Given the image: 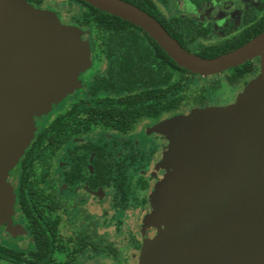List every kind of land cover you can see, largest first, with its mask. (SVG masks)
<instances>
[{
    "label": "water",
    "instance_id": "1",
    "mask_svg": "<svg viewBox=\"0 0 264 264\" xmlns=\"http://www.w3.org/2000/svg\"><path fill=\"white\" fill-rule=\"evenodd\" d=\"M146 33L181 69L219 75L264 60V31L234 51L203 59L183 49L149 14L122 0H81ZM0 0V217L15 195L6 181L33 138L35 113L71 90L87 50L51 14ZM17 6V7H16ZM237 103L201 110L175 131L159 195L143 223L152 250L141 264H264V65ZM169 190V191H168ZM168 191V196H167ZM167 199L166 205H163Z\"/></svg>",
    "mask_w": 264,
    "mask_h": 264
},
{
    "label": "trees",
    "instance_id": "2",
    "mask_svg": "<svg viewBox=\"0 0 264 264\" xmlns=\"http://www.w3.org/2000/svg\"><path fill=\"white\" fill-rule=\"evenodd\" d=\"M82 5L86 11L79 24L93 26L102 34L104 58L107 62L106 72L96 76L89 87L88 99H79L65 113L55 117L50 125L38 134L21 161V182L19 205L37 245V253L33 254L34 264H44L50 258L51 242L56 234L57 220L43 217L39 204L46 201L43 191L34 190L30 181L35 162L43 164L46 156L56 154L63 144L74 136L85 135L94 127L113 130L125 134L144 119H158L163 115L179 111L186 104L204 108L209 98L204 88L188 99V71L179 68L156 43L139 28L117 17L101 12L81 0H68ZM143 10L158 21L167 33L178 44L190 53L203 59H214L241 47L264 31L263 15L233 37L214 45L199 47L197 52L190 48L207 33L185 17L166 19L152 0H122ZM193 6H202L218 0H187ZM29 4L40 6L43 0H27ZM254 64L249 61L227 72L226 81L235 86L254 73ZM217 92L220 85L212 89ZM98 93L112 94L114 97H98ZM93 166L95 169V185L98 187L111 182L118 194V207L125 208L132 187V178L126 175L124 161H106L104 151L95 147ZM84 158V156H83ZM84 161V160H83ZM132 162V161H131ZM82 164L74 166L73 177H80ZM141 190L147 184L140 180ZM51 200V199H49ZM144 203V202H143ZM58 205H49L54 211ZM44 235L48 238H44ZM82 252L86 243L81 238ZM46 243V246L44 245ZM96 252L98 250L96 249ZM113 256L115 249H110ZM11 258V257H8Z\"/></svg>",
    "mask_w": 264,
    "mask_h": 264
},
{
    "label": "rangeland",
    "instance_id": "3",
    "mask_svg": "<svg viewBox=\"0 0 264 264\" xmlns=\"http://www.w3.org/2000/svg\"><path fill=\"white\" fill-rule=\"evenodd\" d=\"M18 1L10 0V5L17 4ZM161 13L167 18L178 15H187L194 12L193 7L182 0H166L163 5L159 0H154ZM227 1V0H226ZM34 13L51 14L57 13L65 23L64 27L73 29L78 35L79 41L86 46V63L76 72L73 86L64 97L58 102L50 103L41 107L34 115L33 138L24 153L29 148L37 133H39L51 119L66 106L70 105L78 98H88L87 91L91 79L96 74L105 72L106 62L102 45V34L97 32L93 26H81L79 21L86 9L68 0H43L40 7L35 8L29 4ZM17 7V6H16ZM220 7H216L219 11ZM230 9V7L228 8ZM56 21L60 18L53 15ZM205 23L210 22V18H205ZM61 22V21H60ZM79 24V25H78ZM219 26V27H218ZM206 39H200L190 48L197 52L199 47H207L222 42L225 37L221 24ZM255 67L253 75L247 77L242 83L231 86L227 83L226 77L229 73H222L213 76L188 75V89L186 97L191 99L197 95L200 89L206 90L209 98L207 107L198 108L191 103L186 104L179 111L163 115L158 120H144L140 122L127 135H118L114 132L94 130L91 134L73 140L69 145L92 141L99 144H107L112 147L115 158L124 156L131 150L139 155L133 169L129 174L135 178L142 176L148 183L149 188L146 192H140L139 188H134L132 196L125 209L115 208L114 190H101L100 192L90 193L84 187L66 188L62 183V170L65 169V152H60L49 161L50 170L47 181H51L55 197L61 200L62 209L56 211L51 216L60 218L59 235L61 241L70 250L72 242L80 233L87 229V235L91 242L100 251L93 254L86 251L75 264H141L143 223L145 217L150 214V209L159 195L160 176L167 163V152L175 141V131L183 123L195 118L196 114L203 111L222 110L234 106L240 96L252 86L262 81L264 60L261 62L259 57L252 59ZM220 85V90L215 92L212 89L215 85ZM116 143L117 146H113ZM128 143V144H127ZM24 153L19 158L17 164L22 159ZM153 153V154H152ZM16 164V165H17ZM16 165L10 169L6 176L9 177ZM44 167L36 164L31 181L34 190L49 193L47 182L43 177ZM10 184V183H9ZM11 185V184H10ZM12 186V185H11ZM13 188V187H12ZM14 192V189H13ZM15 195V192H14ZM144 202V203H143ZM117 251V257L113 258L106 252L108 247ZM66 256H57L56 261L62 263Z\"/></svg>",
    "mask_w": 264,
    "mask_h": 264
},
{
    "label": "flooded vegetation",
    "instance_id": "4",
    "mask_svg": "<svg viewBox=\"0 0 264 264\" xmlns=\"http://www.w3.org/2000/svg\"><path fill=\"white\" fill-rule=\"evenodd\" d=\"M152 1L155 3L154 0H152ZM159 1L163 5L167 4L166 0H159ZM182 1L186 2L188 5L193 7L194 12H192V13H195V14L191 15V13H189L187 15H178V16H173V17L188 18V19L192 20L197 26L207 30V33L204 36H202L201 38H198L196 41H198L200 39L201 40L206 39L207 37H209V35L214 31V28L216 29L218 24L223 25L222 26L223 33H224L223 37H225V39L223 41H225V40L233 37L234 35L240 33L246 27H248L253 22H255L257 19H259L264 13V0H227V1L226 0H218V1H214L212 3L206 4V5L202 6L201 8H197V7L193 6L187 0H182ZM31 5L34 6L35 8H38L42 4L40 6H35L33 4H31ZM155 5L157 6L156 3H155ZM217 6L220 7L219 11L218 10L216 11ZM229 7H230V9H228ZM58 17H59V15H58ZM173 17H171V18H173ZM206 17L210 18V22L206 21V23H205L204 20ZM60 21L63 24H65L63 22V20H61V18H60ZM105 62H106V60H105ZM251 62H252V60H251ZM106 67H107V62H106ZM106 67H105V72H106ZM227 72H224V73H227ZM254 72H255V68H254ZM99 75H102V74H96L93 76V78L91 79L90 85L92 84L94 78L96 76H99ZM249 76H251V75H249ZM249 76H247V77H249ZM90 85H89V87H90ZM89 87H88V90H89ZM87 96H88V91H87ZM106 96L111 97V98L114 97L112 94L98 93V97H106ZM79 99H86V98H78L76 101H74L70 105L66 106L62 111L57 113L51 119V121L55 117L65 113L67 110H69L71 108V106L74 103H76ZM158 119H144V120H158ZM144 120H142V121H144ZM51 121L39 133H41L45 128H47L50 125ZM142 121H140V122H142ZM138 124H136L135 127ZM97 129L103 130V131H108V132H114V133H116L118 135H122V136L127 135L131 131H133V129H132L130 132L122 134V133H119L117 131L105 130V129H102L99 127H94L91 130V132H89L85 135L72 137L69 141H67L65 144L62 145V147L60 148V150L56 154H54L51 157L46 156L43 164H38L36 162L34 164V167L36 164L44 167L43 168L44 169L43 177L45 178L47 185H48V188L50 190L49 193H45V191L42 190L44 196L47 197V200L39 204V209L41 210L43 217H45L46 219L48 218L49 220H57L58 221L56 234L54 235V238L51 242L50 258L46 257L44 262H43L44 264H75L77 258H79L86 251L92 252L93 254H99L100 253V251L96 248V246L91 242L90 237H88L87 229H84L80 233L81 235H78L73 241H71L72 246H71L69 251H68V248L65 246V244L61 241V237L59 235V229H58L59 223H60V218L58 216L52 217L51 215L53 213H55L56 211L62 209L63 204L61 203V200L59 198L55 197V193H54L53 187L51 185L52 184L51 181H47L48 173L50 170L49 161L51 159H53L55 157V155L59 154L60 152H65V156H64L65 169L62 170L61 180H62L63 185L66 188H75L78 186H82L90 193L100 192L101 190H105V189L106 190H108V189L114 190V192H115V199H114L115 208L125 209V208H121V207L117 206L118 205V196H117L118 192H117L116 188L113 186V184L111 182H109L108 184L101 185L98 187L93 186V185H95V182H96L95 181V175H94L95 169H94V166L92 164L94 157H95V153L93 152L95 150V147H99L104 151V155H105L107 162L108 161L109 162L110 161H115V162L124 161L126 166H128V168L126 169V175L128 177L132 178V187L130 190V195L128 197V201H129V198L133 194L132 190L134 188L138 187L140 192H146L149 188V183L144 177L139 176V177L135 178L134 176L129 174V170L134 168V166L137 162V159L139 158V155L136 151L131 150L130 152L126 153L123 157L119 156V157L115 158L113 156V152H112V147H111L112 145L109 146L107 144H99V143L92 142V141L81 142V143L74 144L72 146L69 145L73 140L81 139V138L91 134L94 130H97ZM39 133L36 134L32 143L35 141V139L37 138ZM112 144L115 147L117 146L116 143H112ZM28 150H29V148L27 149V151ZM25 153H24L22 159L25 157ZM83 156H84V158H83ZM22 159L16 165V167L12 170V172L10 173V177H9V183L12 185L14 192H15V203L13 205L12 212L7 216L6 219L0 217V264H34V263H36L35 259L33 257V254L37 253V250H38L37 245H36V242L33 238V235L30 232L27 221H26L25 217L23 216L22 210H21L20 205H19V193H20L19 191H20V182H21V173H22V170H21ZM79 161H81V164H82V167L80 170V177L77 179H74L73 182H70L69 180L71 179V177H73L72 175L74 173V170H73L74 166H76V164ZM33 171H34V168H33ZM140 180L145 181L147 184V188L144 191L141 190V184L139 182ZM30 181H31V178H30ZM49 199H51V200H49ZM128 201H127V203H128ZM127 203L125 205H127ZM49 205H58V208L54 211H50ZM44 238H48V236L44 235ZM81 238H84V242L86 243L82 252H80V249H81V241L80 240H81ZM44 245L46 246V243H44ZM96 249L98 250V252H96ZM110 249H112L111 246L106 249V252L108 254H110V256H112L113 258H116L118 254L116 256H113V254L110 252ZM60 255L66 256V258H67L62 263H60V261H56L57 256H60ZM8 257H11V258H8Z\"/></svg>",
    "mask_w": 264,
    "mask_h": 264
},
{
    "label": "bare ground",
    "instance_id": "5",
    "mask_svg": "<svg viewBox=\"0 0 264 264\" xmlns=\"http://www.w3.org/2000/svg\"><path fill=\"white\" fill-rule=\"evenodd\" d=\"M168 191H167V196H168ZM166 202H167V199H164V201H163L164 204L163 205H166ZM142 243H143L144 254L146 255V257L148 259L152 258V250L148 249V246H147V244H145V242H142Z\"/></svg>",
    "mask_w": 264,
    "mask_h": 264
},
{
    "label": "crops",
    "instance_id": "6",
    "mask_svg": "<svg viewBox=\"0 0 264 264\" xmlns=\"http://www.w3.org/2000/svg\"><path fill=\"white\" fill-rule=\"evenodd\" d=\"M28 3V2H27ZM29 4V3H28ZM51 15H56V16H58L57 14H55V13H51ZM58 21V20H57ZM58 23L61 25V26H65L62 22H60V21H58Z\"/></svg>",
    "mask_w": 264,
    "mask_h": 264
}]
</instances>
